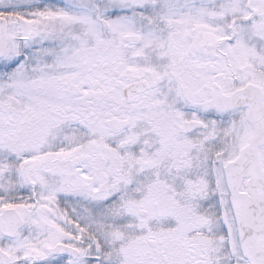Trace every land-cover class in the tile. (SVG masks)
<instances>
[{
    "label": "snow or ice",
    "instance_id": "snow-or-ice-1",
    "mask_svg": "<svg viewBox=\"0 0 264 264\" xmlns=\"http://www.w3.org/2000/svg\"><path fill=\"white\" fill-rule=\"evenodd\" d=\"M0 264H264V0H0Z\"/></svg>",
    "mask_w": 264,
    "mask_h": 264
}]
</instances>
